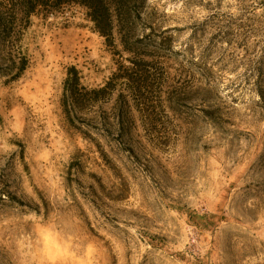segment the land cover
Masks as SVG:
<instances>
[{
  "label": "rangeland",
  "instance_id": "374dc122",
  "mask_svg": "<svg viewBox=\"0 0 264 264\" xmlns=\"http://www.w3.org/2000/svg\"><path fill=\"white\" fill-rule=\"evenodd\" d=\"M135 13L130 53L85 6L0 0V264H264V0ZM72 67L114 89L69 119Z\"/></svg>",
  "mask_w": 264,
  "mask_h": 264
},
{
  "label": "trees",
  "instance_id": "16d2710c",
  "mask_svg": "<svg viewBox=\"0 0 264 264\" xmlns=\"http://www.w3.org/2000/svg\"><path fill=\"white\" fill-rule=\"evenodd\" d=\"M25 17H29L40 7H59L64 4L76 3L85 6L89 10V16L94 22L98 33L111 41L115 30L120 35V39L125 51L133 53L134 48L131 46L130 31H134V24L136 23L139 15L135 13L137 4H143L145 0H17ZM135 43V42H134ZM21 66L19 74L26 68V60L21 59ZM133 66L136 67V62L131 61ZM18 74V75H19ZM137 72L134 67L126 69L125 76H115L117 81L124 80L126 84L131 85L129 92L136 91L135 79ZM113 80L108 82L100 89H93L87 91L81 83V77L76 68L72 67L68 71L67 79L64 83V92L62 98L63 111L67 118H71L74 110L80 109V104L87 97L92 102H99L107 97L113 91ZM110 92V93H109Z\"/></svg>",
  "mask_w": 264,
  "mask_h": 264
}]
</instances>
